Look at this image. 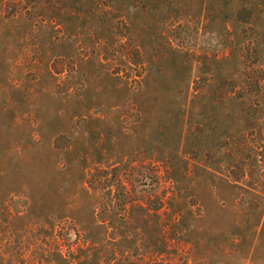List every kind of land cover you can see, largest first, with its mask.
Here are the masks:
<instances>
[{
    "label": "rangeland",
    "instance_id": "rangeland-1",
    "mask_svg": "<svg viewBox=\"0 0 264 264\" xmlns=\"http://www.w3.org/2000/svg\"><path fill=\"white\" fill-rule=\"evenodd\" d=\"M0 264H264V0H0Z\"/></svg>",
    "mask_w": 264,
    "mask_h": 264
},
{
    "label": "trees",
    "instance_id": "trees-1",
    "mask_svg": "<svg viewBox=\"0 0 264 264\" xmlns=\"http://www.w3.org/2000/svg\"><path fill=\"white\" fill-rule=\"evenodd\" d=\"M18 13V11L15 9V11H13V13L9 14V15H16Z\"/></svg>",
    "mask_w": 264,
    "mask_h": 264
}]
</instances>
